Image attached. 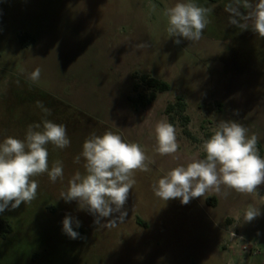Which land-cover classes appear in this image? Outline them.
Returning <instances> with one entry per match:
<instances>
[{
  "label": "rangeland",
  "instance_id": "1",
  "mask_svg": "<svg viewBox=\"0 0 264 264\" xmlns=\"http://www.w3.org/2000/svg\"><path fill=\"white\" fill-rule=\"evenodd\" d=\"M177 2L0 0V142L23 140L28 126L44 119L65 125L70 139L64 149L47 145L49 168L61 161L63 179L34 177L36 198L0 214L12 227L0 239V264H264V184L253 194L209 190L187 205L153 192L169 170L201 158L205 134L221 120L255 134L264 158V38L250 22L247 30L229 23L230 0H195L215 5L210 23L198 41L177 45L164 15ZM27 35L34 43L22 47ZM37 67L33 82L28 77ZM141 76L171 89L145 108L133 106L130 98L148 93ZM177 97L186 104L190 136L176 121L177 152L161 156L155 126L168 122L164 109ZM106 131L138 143L149 158L148 171L134 173L128 216L113 227L96 226L76 201L60 199L71 177L85 171L83 157L75 161L83 142ZM249 205L261 214L245 222ZM66 214L81 222V239L62 232Z\"/></svg>",
  "mask_w": 264,
  "mask_h": 264
},
{
  "label": "clouds",
  "instance_id": "2",
  "mask_svg": "<svg viewBox=\"0 0 264 264\" xmlns=\"http://www.w3.org/2000/svg\"><path fill=\"white\" fill-rule=\"evenodd\" d=\"M215 5L205 7L195 0H178L164 11L167 17V33L180 44L181 39L198 41L210 23L209 15ZM229 23L251 30L264 38V0H230L225 5ZM41 69L35 68L29 79L38 81ZM46 115L50 110L37 102ZM156 151L161 155H173L178 144L176 129L166 120L155 126ZM258 137L248 135V129L236 121L221 120L212 129V135L204 139L201 150L204 158H196L186 165L169 170L153 185L154 194L165 200L179 199L187 205L193 198L203 197L209 190L220 192L222 187L239 193H258L264 184V158L257 149ZM58 149L70 146L66 126L44 119L42 125H29L25 138L8 136L0 142V214L18 209L22 203H30L37 196L38 181L47 174L55 183L63 179V164L48 163L47 145ZM83 157L84 173L76 172L68 181L61 198L66 203L76 201L80 210L93 216L98 226L113 227L128 216L125 204L135 184L134 173L148 171L149 160L138 143L126 142L119 134L106 131L92 134L82 144L79 163ZM261 214L260 208L249 205L243 214L245 222H251ZM81 222L66 214L62 220V232L70 239H81L75 229Z\"/></svg>",
  "mask_w": 264,
  "mask_h": 264
},
{
  "label": "trees",
  "instance_id": "3",
  "mask_svg": "<svg viewBox=\"0 0 264 264\" xmlns=\"http://www.w3.org/2000/svg\"><path fill=\"white\" fill-rule=\"evenodd\" d=\"M209 2L215 3L219 0H208ZM34 43V38L32 36H22L21 37V45L22 47H28L29 45ZM140 86L148 91V93L138 94L136 98H130V101L133 106H137L140 108H145L150 105L156 98L157 93L168 92L171 87L167 82L149 77V76H141L139 79ZM139 86H134L133 89L136 92ZM186 104L184 101L177 97L174 102L168 103L164 109V114L168 118V122L175 125L176 121L180 124V127L184 128L183 134L187 137L190 134L185 130L186 125L189 123V118L185 116ZM212 133L205 134V138L208 139ZM203 154L201 158H204ZM209 203V199H207ZM209 205L213 206L214 203H210ZM12 232V227L6 220H0V239L4 238L5 235H8Z\"/></svg>",
  "mask_w": 264,
  "mask_h": 264
},
{
  "label": "built area",
  "instance_id": "4",
  "mask_svg": "<svg viewBox=\"0 0 264 264\" xmlns=\"http://www.w3.org/2000/svg\"><path fill=\"white\" fill-rule=\"evenodd\" d=\"M242 250H244V248L241 247ZM245 251V250H244Z\"/></svg>",
  "mask_w": 264,
  "mask_h": 264
}]
</instances>
